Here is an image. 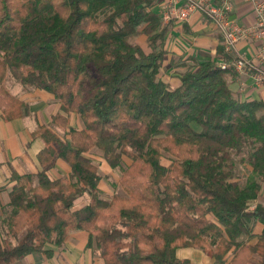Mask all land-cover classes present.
Instances as JSON below:
<instances>
[{
	"label": "trees",
	"instance_id": "1",
	"mask_svg": "<svg viewBox=\"0 0 264 264\" xmlns=\"http://www.w3.org/2000/svg\"><path fill=\"white\" fill-rule=\"evenodd\" d=\"M158 2L0 0L4 118L28 112L5 87L9 75L53 95L59 107L49 126L66 131L61 138L39 126L38 171L11 175L14 243L0 244V264L51 257L47 245L76 230L88 231L104 264H191L177 256L183 248L214 264H264V206L249 208L264 183V103L234 96L236 74L211 60L187 67L176 87L163 81L170 23L154 12ZM140 34L151 52L134 43ZM92 148L120 169L125 196H100L101 174L86 155ZM56 160L67 178L49 177ZM237 164L248 167L244 182ZM83 194L88 203L72 210Z\"/></svg>",
	"mask_w": 264,
	"mask_h": 264
},
{
	"label": "crops",
	"instance_id": "2",
	"mask_svg": "<svg viewBox=\"0 0 264 264\" xmlns=\"http://www.w3.org/2000/svg\"><path fill=\"white\" fill-rule=\"evenodd\" d=\"M184 1L159 0L153 8L161 24L170 23L163 43L166 57L162 69L167 71L165 75H163V71L160 73V78L163 81L172 87L178 86L179 74L185 71L186 66H194L204 60H211L218 64L221 61L229 62L237 56H242L254 61L256 41L241 40L237 42L234 52L224 53L221 34L199 11L192 13L188 20L182 23L173 19L169 21L163 19L162 8L164 5L182 6ZM211 1L216 4L220 2V0ZM230 17L242 27H250L255 23L251 4L243 0H233ZM140 36L143 37L144 47L137 42L134 43L139 45L145 53L151 52L152 48L148 45L146 36L141 34ZM164 65H166L165 68ZM178 70L180 73H175ZM234 73L237 77L229 83L234 96L245 101L260 100L264 103V86H256L250 79L248 70L234 71ZM8 92L27 104L28 112L22 117L6 120L0 109V211L8 207L9 192L15 185V182L11 180V175L34 174L38 171L36 155L44 144L40 138L34 136V132L41 125L49 126L51 117L57 113L59 107V103L53 95L43 90L23 88L20 85ZM49 127L54 132L61 129L54 126ZM75 127H80V124ZM59 161L56 160L50 170ZM66 168L68 169L67 166ZM259 196L264 197V183ZM85 205L86 203L80 204V201L76 199L72 210H78ZM261 205L264 206V204ZM88 241V231H71L60 246L47 245L49 249H52L51 257H45L42 253H32L25 256L21 264H104L100 255L93 248L88 247Z\"/></svg>",
	"mask_w": 264,
	"mask_h": 264
},
{
	"label": "built area",
	"instance_id": "3",
	"mask_svg": "<svg viewBox=\"0 0 264 264\" xmlns=\"http://www.w3.org/2000/svg\"><path fill=\"white\" fill-rule=\"evenodd\" d=\"M243 1L251 4L255 16V23L250 27H242L230 17L233 0H220L217 4L211 0H185L182 6L167 4L162 8V17L165 21L173 19L182 23L192 13L201 12L221 34L224 53L234 52L237 42L241 40L256 41L254 61L237 56L229 62H219L217 66L235 72L248 70L252 82L256 86H264V0Z\"/></svg>",
	"mask_w": 264,
	"mask_h": 264
},
{
	"label": "rangeland",
	"instance_id": "4",
	"mask_svg": "<svg viewBox=\"0 0 264 264\" xmlns=\"http://www.w3.org/2000/svg\"><path fill=\"white\" fill-rule=\"evenodd\" d=\"M134 42L139 43L142 47H144V42H143V37L138 35L133 38ZM146 43V42H145ZM166 65H164L165 68ZM190 67V66H189ZM187 68V66H186ZM164 72L163 75H165L167 71L164 69L161 70V72ZM174 73V72H172ZM175 73H180L179 70L176 71ZM5 87L9 91H13V88L15 86H20L21 84L18 83L15 79L7 75L5 81H4ZM22 86V85H21ZM24 88V86H22ZM80 124L79 120L75 116H71V125L73 126H78ZM55 133L61 137H65L66 131L64 129H58L55 130ZM88 158L91 160V162L97 166L99 173L101 174V180L99 182V189H100V196L104 199H111L113 196H125L122 190L120 189L119 186V178H120V169L118 168H110L106 165L101 151L97 149H90L89 152L86 154ZM129 164L128 160L123 161V166H127ZM68 174V169L66 168V165L63 164L62 162H57L55 164V167L50 170L49 176L51 179L55 178H67ZM248 167L245 165H239L237 164V175L241 182H244L246 177L248 176ZM80 201V204L82 202L88 203L89 196L88 194H83L82 196H79L77 198ZM256 203H261L264 204V197H260L250 203V210H252L255 206ZM13 209L11 207H5L3 210L0 211V244L3 242V240H9L10 237L8 235V223H7V218L11 215ZM260 225H257L254 228V231H259ZM12 240V243H14L13 239H10L9 241ZM48 247V246H47ZM177 256L180 259H189L191 264H214L213 259L210 258L207 254L201 252L200 250L196 248H183L177 250Z\"/></svg>",
	"mask_w": 264,
	"mask_h": 264
}]
</instances>
